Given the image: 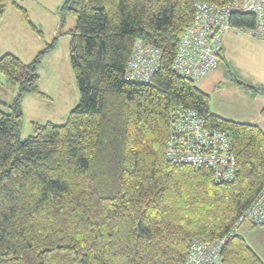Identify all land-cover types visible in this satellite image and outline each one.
Returning a JSON list of instances; mask_svg holds the SVG:
<instances>
[{"label": "trees", "instance_id": "trees-1", "mask_svg": "<svg viewBox=\"0 0 264 264\" xmlns=\"http://www.w3.org/2000/svg\"><path fill=\"white\" fill-rule=\"evenodd\" d=\"M231 1L64 0L61 21L75 18L65 34L79 100L63 124L33 122L25 139L21 101L46 98L37 70L56 39L28 63L0 55V73L18 88L10 104L0 102L7 108L0 109V264H186L193 239L227 234L264 186V132L214 114L210 96L173 61L194 4ZM13 6L41 37L26 10ZM229 23L245 31L255 17L232 13ZM138 40L161 52L147 82L125 78ZM218 59L213 70L226 63L221 38ZM177 106L230 133L233 181L215 183L210 170L165 158L168 114ZM221 259L263 264L239 234Z\"/></svg>", "mask_w": 264, "mask_h": 264}, {"label": "rangeland", "instance_id": "rangeland-1", "mask_svg": "<svg viewBox=\"0 0 264 264\" xmlns=\"http://www.w3.org/2000/svg\"><path fill=\"white\" fill-rule=\"evenodd\" d=\"M63 2L64 0H7L0 22V55L14 52L30 62L39 51L44 50L56 39L54 50L44 57L37 70L38 87L46 98L27 95L21 101V139L31 134L33 122L63 124L79 100L69 63L70 37L65 34L74 27L75 18L66 16L61 21L60 7ZM13 3L27 11L28 19L41 32V37L30 29ZM235 32L229 31L225 34L236 35L231 45H226V63L220 64L217 69L194 82L200 91L211 94L210 109L217 114L231 119L250 120L258 115L260 102L264 99L263 94L259 93H264V42L243 32ZM237 82H241L243 88L252 86L257 90L253 101L249 94L251 90L246 94V98H243L244 89L237 86L240 85ZM220 83L223 88L218 90L216 85ZM234 85L237 90H231L230 87ZM17 92V86L6 81L0 73V102L10 104ZM0 109L7 111L2 105ZM258 230L263 231L258 226L252 229L254 232ZM250 239L252 240V237ZM247 240L250 243L248 238ZM254 241L258 242L255 238Z\"/></svg>", "mask_w": 264, "mask_h": 264}, {"label": "built area", "instance_id": "built-area-1", "mask_svg": "<svg viewBox=\"0 0 264 264\" xmlns=\"http://www.w3.org/2000/svg\"><path fill=\"white\" fill-rule=\"evenodd\" d=\"M250 13L255 17L252 29L241 31L230 26L232 13ZM243 32L264 42V0H233L221 7L209 3L194 4V22L182 34L173 61V70L192 81L201 79L218 64L219 39L229 31ZM161 52L138 40L125 69L130 81L147 82L158 71ZM165 158L175 164L210 170L215 183H229L236 175V160L228 131L210 128L201 115L183 106L168 114ZM243 223L264 226V186L227 234L212 243L193 239L186 264H222L221 250Z\"/></svg>", "mask_w": 264, "mask_h": 264}, {"label": "crops", "instance_id": "crops-1", "mask_svg": "<svg viewBox=\"0 0 264 264\" xmlns=\"http://www.w3.org/2000/svg\"><path fill=\"white\" fill-rule=\"evenodd\" d=\"M38 1V0H37ZM36 2V1H35ZM27 12V11H26ZM227 33V32H226ZM225 33V34H226ZM234 33H236L234 31ZM222 35L221 37V50H222V56L223 58L225 59V61L227 60V54L225 52V49H226V45L227 44H230L231 45V42L233 40H235L236 38V35ZM231 47V46H230ZM6 53H11L13 55H15L17 58H19L22 62L24 63H28L29 60H23L22 56L19 55V54H16L14 52H5L4 54ZM3 55V54H1ZM25 55V54H24ZM28 55H30V53H28ZM27 61V62H26ZM31 61V60H30ZM217 69V68H216ZM220 85H222V83H220L219 85H216L217 89H222V87H220ZM237 86H240L242 87V85H237ZM236 86L234 85V87H230L231 90H237L235 88ZM249 87H252V86H245L243 89V98L245 99L246 98V94L249 93V90H251L252 92L249 93L250 96H251V101H253L255 99V95L257 94L256 91L254 88L251 89ZM225 89V88H224ZM262 90V89H261ZM260 91V90H259ZM205 93V92H204ZM260 94H263L264 96V93L262 92H259ZM210 98H211V94L207 93ZM264 109V99L263 101L260 102V106L258 108V115L256 117H252L253 119H250V120H238V119H231L227 116H220V114H217L216 111L212 110L211 108V111L222 117V118H225V119H228V120H232V121H237V122H242V123H251V124H255L257 125L263 132H264V115H261V111ZM256 228L255 226H250L249 224L247 223H243L242 225H240L238 228H237V231H236V234H239L243 237V239L245 240L246 244L249 246V248L256 254V256L261 260V262L264 264V226H258V228H262L263 231H260L258 230L257 232H254L252 231V229ZM252 237V240L250 239ZM247 238L249 239L250 243L248 242ZM254 238L258 241H254Z\"/></svg>", "mask_w": 264, "mask_h": 264}]
</instances>
